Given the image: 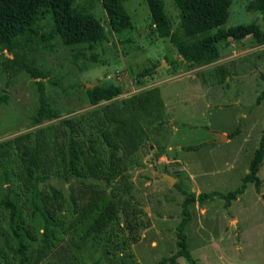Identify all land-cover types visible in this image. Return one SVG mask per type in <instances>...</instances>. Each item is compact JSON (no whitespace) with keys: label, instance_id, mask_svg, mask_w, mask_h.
Wrapping results in <instances>:
<instances>
[{"label":"rangeland","instance_id":"1","mask_svg":"<svg viewBox=\"0 0 264 264\" xmlns=\"http://www.w3.org/2000/svg\"><path fill=\"white\" fill-rule=\"evenodd\" d=\"M121 1L132 25L115 34L107 26L100 0H73L75 10L91 13L105 27L107 39L92 49L65 45L57 35L48 37L53 27L48 12L38 16L36 34L16 38L11 53L0 46V142L56 127L63 118L90 108L87 84L117 85L120 98L157 86L164 101L167 124L160 136L162 148L149 142L141 152L143 165L129 172L131 195L143 209L141 219L149 224L138 231L133 255L124 251L108 256L91 238L66 234L56 260L59 264H156L177 251L176 227L186 192L207 195L202 203L190 205L191 219L185 227L195 264H264V160L257 174L259 193L249 183L229 204L213 194H226L241 184L258 147L264 129V59L257 65L254 60L264 52V45L249 37L227 39L218 44L217 62L189 65L178 58L168 38L157 36L145 0ZM230 1L222 28L247 24L264 28L261 13L248 10L252 0ZM163 2L172 29L178 31L173 0ZM19 64L30 65L42 75L33 78L17 68ZM216 66L226 68L229 75L222 84L207 86L202 72ZM37 82L43 84L54 119L40 116L34 121L39 109ZM237 129L235 136L216 141L215 133L228 137ZM166 175L174 181L169 183ZM48 183L69 198L67 181L49 175ZM26 219L40 238L42 219L38 215ZM38 243H32V249ZM39 264L52 263L45 258ZM177 264L190 263L179 258Z\"/></svg>","mask_w":264,"mask_h":264},{"label":"trees","instance_id":"2","mask_svg":"<svg viewBox=\"0 0 264 264\" xmlns=\"http://www.w3.org/2000/svg\"><path fill=\"white\" fill-rule=\"evenodd\" d=\"M100 1L111 32L121 34L130 29L131 18L121 0ZM145 1L157 36L168 38L178 58L189 65L217 62L218 44L227 39L242 41L249 37L264 45V28L257 24L221 27L229 16L230 0H173L179 16L178 31L172 29L163 0ZM72 4L73 0H0V46L11 53L17 37L36 34L34 24L43 12H48L53 22L48 37L57 35L65 45L83 44L92 49L105 41V27L100 21L91 13L75 10ZM248 10L260 12L264 25V0L250 1ZM255 56L257 65L264 59V52ZM16 67L33 78L42 75L27 64ZM228 75L226 68L216 66L203 71L202 80L207 86L219 85ZM37 86L39 109L34 121L40 116L56 118L47 107L43 84L37 82ZM86 94L90 108L63 118L56 127L50 125L0 142V264H39L45 258L59 264V246L66 234L91 238L108 256L124 251L133 255L131 246L139 240L138 231L149 226L140 217L142 207L131 195L129 172L143 165L141 152L149 142L161 145L160 136L167 123L159 88L120 98L119 86L97 84ZM261 133L241 184L226 194L213 193L227 204L236 200L249 183L256 193L260 192L257 174L264 160V129ZM44 155L47 159L43 160ZM49 175L68 182V199L48 183ZM40 185L46 189L41 190ZM184 195L176 227L177 251L156 264H177L179 258L195 264L185 227L191 219L190 205L202 203L207 195ZM35 215L42 219L40 238L26 219ZM36 241L38 246L32 249Z\"/></svg>","mask_w":264,"mask_h":264},{"label":"water","instance_id":"3","mask_svg":"<svg viewBox=\"0 0 264 264\" xmlns=\"http://www.w3.org/2000/svg\"><path fill=\"white\" fill-rule=\"evenodd\" d=\"M95 85L97 84H87L86 87L87 88H93ZM215 136L217 137V140L216 141H226L227 140V136L226 135H223V134H220V133H215ZM169 183H171L172 181H174V179L172 177H170L169 175H166Z\"/></svg>","mask_w":264,"mask_h":264},{"label":"crops","instance_id":"4","mask_svg":"<svg viewBox=\"0 0 264 264\" xmlns=\"http://www.w3.org/2000/svg\"><path fill=\"white\" fill-rule=\"evenodd\" d=\"M166 159V158H165Z\"/></svg>","mask_w":264,"mask_h":264}]
</instances>
